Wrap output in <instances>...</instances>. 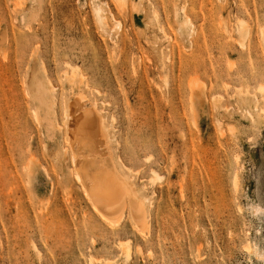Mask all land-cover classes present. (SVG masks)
<instances>
[{
    "label": "rangeland",
    "instance_id": "1",
    "mask_svg": "<svg viewBox=\"0 0 264 264\" xmlns=\"http://www.w3.org/2000/svg\"><path fill=\"white\" fill-rule=\"evenodd\" d=\"M121 2L0 0V264H264V0ZM78 96L112 134L90 177L125 166L145 221L75 178Z\"/></svg>",
    "mask_w": 264,
    "mask_h": 264
},
{
    "label": "bare ground",
    "instance_id": "2",
    "mask_svg": "<svg viewBox=\"0 0 264 264\" xmlns=\"http://www.w3.org/2000/svg\"><path fill=\"white\" fill-rule=\"evenodd\" d=\"M119 1L121 2V0H119ZM121 3L125 4L126 2L124 1V3H123V1H122ZM99 12L100 11H98L97 13L100 14ZM97 16L99 17V15H97ZM101 21L103 22V20H101ZM187 25L188 24L186 21L184 24V27L182 26L181 28L186 29ZM238 30L240 33H243L242 40L240 43H241V46H244V42H245L247 36L249 35V31H248V28L246 26V23L241 21L239 23ZM262 35H263V39H264V30L262 31ZM71 68H72V72L68 73V74H67V72H65L66 75H64V77H66L68 83L75 88V86L76 85L79 86L80 85L79 83H81V82L80 81L78 82V80H80L78 69L74 68V67H71ZM35 80L33 79L34 83H38L37 81L35 82ZM31 83L29 82V86H31ZM34 83H32V86L34 85V87L37 88V84L35 86ZM38 86H39V89L36 92V93H38L37 98L39 99V101L41 103H47V99H49L51 97V93H52V90L54 88L51 87L50 82L48 85H45V86L43 84L38 83ZM192 87H194V86H192ZM76 98L78 99V100L77 99L76 100L79 101V103H80V100L82 98H80L79 96ZM244 100L247 103L252 102L255 105H256V103H254V102H257L256 100L252 101V99L248 95H246ZM79 103L78 102H71V103L69 102L68 104H66V105H69V108H67V110H65L66 120L68 121V119H69V122H67V134L69 137L68 140H70V145H71L70 148L71 149L74 148L77 150V152L74 153L75 165H76V168H75L76 169V177L75 178H77V180H79L82 183V185L85 187L87 193L90 195V198L91 199L94 198V200L96 202V204H94L96 207L95 206L94 207L96 208L97 211H99V213H101V215L103 217L105 216L104 217L105 219H107V217L112 218L115 214H117V212H119V210H117V209H119L120 207H122V209L124 210L125 205L123 203L121 205V202L123 200V199L121 200V198H123L122 196H128L129 198H131V201H132L131 205H133V209L137 210L136 218L138 220H140L139 222L145 221V218H144L145 201L141 197V194L139 193V191L134 189V187H133L134 184L132 185L131 182L126 177V175H125L126 173H124L125 166H121L120 163H116V164H114L115 166L113 165L114 166L113 167L111 165L112 164L111 159L109 160V157H107V160H109L111 162V164H110V162L107 163V161H105L106 165L110 164L109 165L110 169L109 168H106V169L111 170V168H116L117 169V171L115 170L116 172L114 171V169H112V172L114 171L116 173V177H115V175H113V177H111L112 173L110 171L111 175H109L110 177L108 176V178H107L106 174L109 173L108 170L106 171L107 173L105 172V177L107 178V180H105V181L106 182L108 181L107 182L108 184H105L106 182L101 179L103 177H99L97 175L99 172L97 173L95 171L97 173V174L95 173V175H97V176L92 175L90 177V174L88 171H89L90 167L91 168L93 167V169H94V166L90 165V164H93L92 160L94 161V159H96L94 157H96V155L98 157L99 154H101V157H98L99 159L103 158L104 156L105 157L107 156V155H102L103 151L101 152L100 150H98L93 145H95V146L99 145V147H102L106 151H109L110 150V144L112 143V134H111V130H110L111 128L106 125L105 120L102 118L100 113H98V111L95 109V107L90 108V109L88 108L89 110H86V109H84L83 106H81L82 104L81 103L79 104ZM36 113H37L36 118L41 119V116L38 114V112H36ZM47 118H48V120H51L50 117H47ZM53 124L58 128V130L60 129V127H61L60 125H57L56 123H53ZM61 129H62V127H61ZM91 141L94 143H95V141H98V142L92 145ZM86 146H90L91 150H92L91 153L92 152L95 153V155H93V153H92V156H93L92 160L89 156L86 157V155H83L84 153L82 152V150H84V148ZM86 150H87V148H86ZM88 151L90 152V149H88ZM84 152H85V150H84ZM110 153L109 154L106 153V154H108L110 156ZM88 155H90V153ZM74 157H73V159H74ZM77 158H79V160H77ZM82 159H84V160L87 159L85 161V163H87V164L89 162V165L86 166L88 169L82 165V162L84 161ZM89 159L91 160V162L89 161ZM80 160H82V161L80 163H78V161H80ZM99 161H102V160H99ZM94 162H95L94 164L97 163L96 161H94ZM100 163H102V166L104 165L103 164L104 161H102ZM100 163H98V164H100ZM106 165H104V166L106 167ZM96 166H97L98 170L100 167H102L101 164L99 165L100 167H98V165H96ZM104 170L105 169H103V171ZM102 172L100 171V173H102ZM117 173H119V174H117ZM103 174H100V176H102ZM106 178H104V179H106ZM235 185H236V187H238V185H239L237 176L235 177ZM113 187H115V188H113ZM116 190L118 192H120L119 196H120V194H122V196L120 197L121 202L119 199H117L118 196L116 197V194H117ZM89 195H88V198H89ZM123 202H124V200H123ZM123 205H124V208H123ZM110 208H112V210ZM133 209H131V211ZM113 212H114V214H111ZM132 215H133V213H132ZM123 249L126 251L125 253H127V257H128L129 256L128 246L123 247ZM107 264H113V262L108 261Z\"/></svg>",
    "mask_w": 264,
    "mask_h": 264
}]
</instances>
